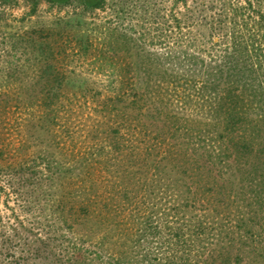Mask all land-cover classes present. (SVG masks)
<instances>
[{"label":"trees","instance_id":"obj_1","mask_svg":"<svg viewBox=\"0 0 264 264\" xmlns=\"http://www.w3.org/2000/svg\"><path fill=\"white\" fill-rule=\"evenodd\" d=\"M190 1L173 0L182 4L181 20L172 11L149 14L157 33L173 41L163 54L167 107L145 114L159 120L167 116L171 136L183 140L175 149L186 151L169 149L163 128L157 132L159 142L140 136V119L135 140H126L128 119L121 118L108 134L106 155L109 162L113 156L116 161L102 183L87 179L79 191L77 186L74 193H62L65 172L60 166L56 170V165L24 156L4 161L0 264H246L249 253L264 258V0ZM16 2L0 0L4 5ZM42 2L50 7L77 4L81 13L109 6L117 16L138 6L141 16L147 15L133 0H25L28 11L20 21L34 16ZM77 23L80 29L82 21ZM122 35L129 34L114 26L108 36L148 57L147 72L137 66L136 96L129 108L141 118L142 110H154L156 99L150 93L156 89L139 94L137 89L150 88L151 71L158 69L152 58L158 62L160 54L130 38L124 41ZM85 37L78 45L84 56L98 49ZM1 39L13 52H8L7 84L17 88L44 82L30 103L41 108L43 119H49L62 89L84 86L83 78L55 67L53 39L46 29L8 31ZM102 54L113 63L107 48ZM118 68L114 63L113 69ZM126 85L121 67L119 79L110 83L109 103L127 104ZM193 124L198 140L186 143L181 132L188 137ZM192 146L194 153H188ZM131 161L136 176L123 185L124 177L115 172L119 164L130 166ZM231 171L241 179L229 192L225 179Z\"/></svg>","mask_w":264,"mask_h":264},{"label":"rangeland","instance_id":"obj_2","mask_svg":"<svg viewBox=\"0 0 264 264\" xmlns=\"http://www.w3.org/2000/svg\"><path fill=\"white\" fill-rule=\"evenodd\" d=\"M147 11L146 17L141 16L144 13L138 6L136 8H127L118 16L113 13L109 6L103 11L93 13H81V8L77 4L64 7H50L41 3L36 14L32 17H25V22L20 19L26 15L28 8L25 0H17L15 4H0V13L4 20L0 21V143L4 144L3 152L0 151V164L6 160L25 157L28 160H36L38 164L50 163V166L56 165L65 172L61 178L60 189L62 193L72 190L78 186V191L85 187L95 178L97 183L105 181L104 175L107 170L114 168V156L111 162L108 161V134L112 128L120 126L121 121L128 119L129 128L125 133L126 140H135V126L141 120L140 129L146 127V131L140 136L150 138L157 137V132L163 128L166 132V140L171 144L169 149L177 152H185L186 149H175V145L183 142L179 137H172L168 131L167 125H170L167 116H156V119L145 114L157 113L159 109L164 110L167 107V100L170 98L165 95L168 91L166 80V64L164 63L167 45L173 41L165 36H160L156 30V23L149 18V14H172L181 20L184 11L181 3H174L173 0H133ZM202 0L199 1V3ZM209 3L210 0H205ZM187 4H191L188 0ZM129 12V13H128ZM209 15L208 10L205 11ZM81 20L82 27L78 29L77 20ZM176 24V22H173ZM118 26L129 35H122L124 41L129 42V38L135 43L144 45L146 50L158 53L159 60L152 61L157 66V73L151 71L150 88H138V94L146 89H156L150 93L154 101V110H142L141 118L138 117V111L133 108L131 100L135 99V89L139 78V66L142 72L149 70V62L146 54L137 53L135 48L127 47V44L120 45L116 42V37H109L111 28ZM36 28L46 29L49 37L53 39V48L55 57L53 64L61 73L69 76H79L83 78L84 86L79 89L72 87L61 90L62 96L52 108V113L48 120L41 116V108L30 106L34 100L32 96L35 93L42 92L44 82L37 86L22 85L13 88L14 85L7 84V72L9 68L8 52L13 53L11 46L5 44L1 39L2 34L13 31L20 33L23 29ZM83 35L89 37L95 43L98 49L85 55L78 49L79 38ZM132 36V37H131ZM85 37V38H86ZM102 43L106 47H102ZM107 48L109 56H113V63L104 58L102 51ZM16 60V58H12ZM105 62V63H104ZM114 63H118V71L113 69ZM126 74L127 85L124 89L127 99L126 105L111 104L109 100L112 96L110 83H116L119 79L120 71ZM113 70L115 72H113ZM168 80H166L167 82ZM145 80L142 81V85ZM12 88V89H10ZM181 92V88H178ZM171 94V92H170ZM154 96V97H153ZM108 103V107L106 104ZM121 118H124L121 120ZM159 120V121H158ZM165 121V125H163ZM182 128H184L182 124ZM193 131L187 135L185 131L181 132L186 143L195 144L198 140V126L193 124L190 127ZM124 130V129H122ZM153 142H159L162 139H151ZM190 147V152H193ZM124 150L126 151L125 147ZM124 151V152H125ZM192 158L194 156L192 155ZM115 172L116 175H122L123 185H129L134 181L137 167L135 163L130 166L120 165ZM184 178V175L179 174ZM241 175L231 171L225 183L229 192L236 190ZM191 182V181H188ZM10 204L12 200L10 199ZM96 232H99L96 230ZM246 264H264V258L257 254L245 255Z\"/></svg>","mask_w":264,"mask_h":264}]
</instances>
